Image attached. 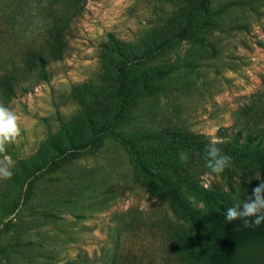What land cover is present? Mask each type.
Listing matches in <instances>:
<instances>
[{
  "label": "rangeland",
  "instance_id": "obj_1",
  "mask_svg": "<svg viewBox=\"0 0 264 264\" xmlns=\"http://www.w3.org/2000/svg\"><path fill=\"white\" fill-rule=\"evenodd\" d=\"M54 29L58 58L23 66ZM263 81L264 0H0V103L22 129L0 179V264H104L119 246L146 261L174 195L219 226L262 180L237 133ZM212 139L231 157L221 174Z\"/></svg>",
  "mask_w": 264,
  "mask_h": 264
},
{
  "label": "trees",
  "instance_id": "obj_2",
  "mask_svg": "<svg viewBox=\"0 0 264 264\" xmlns=\"http://www.w3.org/2000/svg\"><path fill=\"white\" fill-rule=\"evenodd\" d=\"M54 43L62 44V31L54 29L51 36L40 41L37 48L26 51L20 57V62L28 68L43 71L49 60H55L59 56L56 49H53ZM12 75L13 71L7 72L6 81L12 79ZM257 97L262 102L259 110L254 113L256 119L255 121L252 117L248 119L245 133L239 131L237 138L242 141L244 156L254 157V160H251L257 164L256 167L260 169L261 178L264 180V127L261 125H259L261 128L257 127L256 124L257 120L264 119V81ZM145 173L159 183L167 180L166 176L158 175L155 170L148 172L145 169ZM179 178L180 175L177 176V179ZM168 206L172 208V214L162 221L165 232L160 240L152 236V242L155 240L158 242L152 254L148 253V261L144 260L143 250L138 255L127 246L122 249H119L121 247L119 246L107 256L104 264H188L186 260L192 259L194 255L197 257L199 255L201 264H264V223L259 227L245 228L240 220L231 223L226 221V213L223 212L219 226L210 228L202 223L201 216L177 195H174ZM179 223L183 224L185 230L183 236L187 244L185 248H182L179 242L181 234Z\"/></svg>",
  "mask_w": 264,
  "mask_h": 264
},
{
  "label": "clouds",
  "instance_id": "obj_3",
  "mask_svg": "<svg viewBox=\"0 0 264 264\" xmlns=\"http://www.w3.org/2000/svg\"><path fill=\"white\" fill-rule=\"evenodd\" d=\"M21 131L19 116L0 103V154H4L0 159V179H11L13 176L14 161L5 154L6 146L15 143L21 136ZM221 142L219 139H212L205 147V166L214 174L223 173L231 164V157L223 154L217 147ZM188 158L186 151L179 153L181 162H187ZM225 219L229 223L240 220L245 228L259 227L264 223V180L252 189V194L248 195L246 201L227 208Z\"/></svg>",
  "mask_w": 264,
  "mask_h": 264
}]
</instances>
